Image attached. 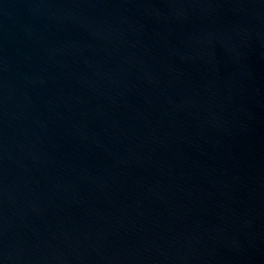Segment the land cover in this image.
I'll return each instance as SVG.
<instances>
[{
    "label": "water",
    "instance_id": "water-1",
    "mask_svg": "<svg viewBox=\"0 0 264 264\" xmlns=\"http://www.w3.org/2000/svg\"><path fill=\"white\" fill-rule=\"evenodd\" d=\"M0 264H264V0H0Z\"/></svg>",
    "mask_w": 264,
    "mask_h": 264
}]
</instances>
